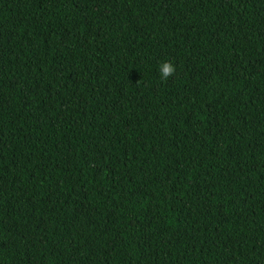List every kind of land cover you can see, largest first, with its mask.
Returning <instances> with one entry per match:
<instances>
[{
    "label": "trees",
    "instance_id": "trees-1",
    "mask_svg": "<svg viewBox=\"0 0 264 264\" xmlns=\"http://www.w3.org/2000/svg\"><path fill=\"white\" fill-rule=\"evenodd\" d=\"M0 264H264V0H0Z\"/></svg>",
    "mask_w": 264,
    "mask_h": 264
},
{
    "label": "clouds",
    "instance_id": "clouds-1",
    "mask_svg": "<svg viewBox=\"0 0 264 264\" xmlns=\"http://www.w3.org/2000/svg\"><path fill=\"white\" fill-rule=\"evenodd\" d=\"M156 70L159 73V79L162 81L168 80V78L171 77L176 71L175 65L168 60L160 62L157 65Z\"/></svg>",
    "mask_w": 264,
    "mask_h": 264
}]
</instances>
